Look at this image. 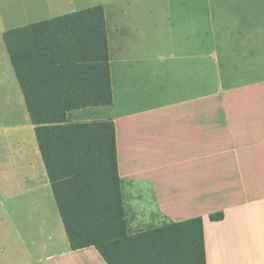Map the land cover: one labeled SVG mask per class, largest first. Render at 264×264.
Listing matches in <instances>:
<instances>
[{
  "label": "crops",
  "instance_id": "0c3cea01",
  "mask_svg": "<svg viewBox=\"0 0 264 264\" xmlns=\"http://www.w3.org/2000/svg\"><path fill=\"white\" fill-rule=\"evenodd\" d=\"M65 1L0 0V264H107L94 247L71 249L4 40L10 29L58 17L48 18ZM159 6L182 38L169 35L165 63L148 69L160 92H138L124 16L116 74L109 43L114 103L95 109L104 117L76 119L114 122L133 226L201 217L207 264H264V0ZM216 24L215 40L206 29ZM221 49L237 54L231 69L208 61ZM216 213L224 218L212 221Z\"/></svg>",
  "mask_w": 264,
  "mask_h": 264
},
{
  "label": "trees",
  "instance_id": "16d2710c",
  "mask_svg": "<svg viewBox=\"0 0 264 264\" xmlns=\"http://www.w3.org/2000/svg\"><path fill=\"white\" fill-rule=\"evenodd\" d=\"M4 40L71 249L94 247L107 264H207L201 217L130 231L114 122H68L72 111L114 103L104 7L10 29Z\"/></svg>",
  "mask_w": 264,
  "mask_h": 264
},
{
  "label": "rangeland",
  "instance_id": "374dc122",
  "mask_svg": "<svg viewBox=\"0 0 264 264\" xmlns=\"http://www.w3.org/2000/svg\"><path fill=\"white\" fill-rule=\"evenodd\" d=\"M162 1L164 0H69L63 2L61 6L57 7L53 14L48 18L72 13L97 5L104 6L107 14L109 43L113 59L112 69L116 74L117 65L114 62L116 61L118 50L121 47L119 20L121 19L123 21L125 16L128 21L127 45L132 49V57L137 63L138 73L141 76L137 86L138 92L147 90V93L149 94H158L160 92V81L152 79L150 73H148L151 62L153 64L165 63L161 58L167 57L164 48L167 46L169 35H171L172 39L177 42L182 40V38L175 33L174 29L171 28L170 24L167 23V21L170 22L168 15L166 12L162 11V7L159 6ZM156 11L159 15L156 14ZM171 29L172 31L170 32ZM206 30H208V32L212 30L213 35H215L214 39L216 40L218 32L221 31V27L216 24L214 29H211L208 26ZM225 45H227V47H232V39L228 38ZM236 55L237 54L232 53L231 50L221 49L220 53H210L207 57L208 61H213L215 63L220 62L221 65L226 67L225 69H231ZM239 56L243 55L240 54ZM159 68L161 69V65H159ZM115 97H117L118 103L117 83L115 85ZM95 109L96 108H86L73 111L67 116L68 122H85L83 119L82 121L76 118H101L106 116L105 112H98ZM130 217L131 214L128 211V226L132 233L155 228L166 222L160 218H152L151 222H147L146 220L140 225V227L136 228L132 225Z\"/></svg>",
  "mask_w": 264,
  "mask_h": 264
}]
</instances>
